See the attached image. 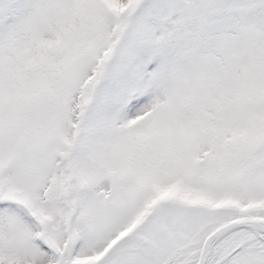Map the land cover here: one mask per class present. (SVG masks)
Listing matches in <instances>:
<instances>
[{"label":"snow or ice","instance_id":"6c2138e0","mask_svg":"<svg viewBox=\"0 0 264 264\" xmlns=\"http://www.w3.org/2000/svg\"><path fill=\"white\" fill-rule=\"evenodd\" d=\"M0 264H264V0H0Z\"/></svg>","mask_w":264,"mask_h":264}]
</instances>
